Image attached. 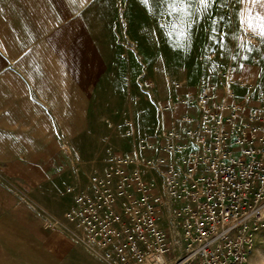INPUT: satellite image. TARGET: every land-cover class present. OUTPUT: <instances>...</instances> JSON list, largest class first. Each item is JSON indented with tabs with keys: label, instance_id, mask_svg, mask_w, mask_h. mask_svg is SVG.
Masks as SVG:
<instances>
[{
	"label": "rangeland",
	"instance_id": "rangeland-1",
	"mask_svg": "<svg viewBox=\"0 0 264 264\" xmlns=\"http://www.w3.org/2000/svg\"><path fill=\"white\" fill-rule=\"evenodd\" d=\"M76 1L68 17L26 21L31 29L24 27V33H34L23 35L30 44L25 57L69 60L71 98L63 101L56 92L55 109L56 119L70 115L74 129L60 139L54 177L0 178V202L5 195L8 205L0 210V264H108L58 221L99 170L107 149L118 154L131 149L126 121L136 135L157 141L160 125L180 129L181 117L194 113L179 98L219 82L226 69L244 83L238 88L242 99L255 110L264 107L259 35L264 4L212 0L205 8L199 0ZM249 9L260 15H249ZM57 50L66 56L56 57ZM143 79L152 81L150 90L142 87ZM159 103L173 107L161 112ZM160 225L173 243L169 259L175 261L184 248L182 229L170 210L160 215ZM250 254L247 264H264V226Z\"/></svg>",
	"mask_w": 264,
	"mask_h": 264
},
{
	"label": "built area",
	"instance_id": "built-area-1",
	"mask_svg": "<svg viewBox=\"0 0 264 264\" xmlns=\"http://www.w3.org/2000/svg\"><path fill=\"white\" fill-rule=\"evenodd\" d=\"M141 85L153 87L150 79ZM243 86L226 69L219 82L179 98L195 112L180 129L160 125L157 141L126 121L131 149H107L58 222L108 264H247L264 226V107L242 99ZM172 107L159 103L161 112ZM165 210L182 229L175 261L160 225Z\"/></svg>",
	"mask_w": 264,
	"mask_h": 264
},
{
	"label": "crops",
	"instance_id": "crops-1",
	"mask_svg": "<svg viewBox=\"0 0 264 264\" xmlns=\"http://www.w3.org/2000/svg\"><path fill=\"white\" fill-rule=\"evenodd\" d=\"M74 1L0 0V178L5 182L44 180L59 173L60 139L74 129L70 115L56 119L55 109L56 92L63 101L71 98L69 60L25 57L30 44H24L23 35L34 34L24 33V27L31 29L26 21L68 17ZM57 51L56 57L66 56ZM6 200L4 195L0 210H7ZM18 203L21 207L23 201Z\"/></svg>",
	"mask_w": 264,
	"mask_h": 264
},
{
	"label": "snow or ice",
	"instance_id": "snow-or-ice-1",
	"mask_svg": "<svg viewBox=\"0 0 264 264\" xmlns=\"http://www.w3.org/2000/svg\"><path fill=\"white\" fill-rule=\"evenodd\" d=\"M212 2V0H199V4L204 6L205 8L209 5V3ZM241 3L247 2L250 5H255V4H264V0H240ZM249 15H260L259 12L253 13L251 9L248 10ZM264 19V17H262ZM243 23V21H241ZM259 35L262 39H264V30H261L259 32Z\"/></svg>",
	"mask_w": 264,
	"mask_h": 264
},
{
	"label": "bare ground",
	"instance_id": "bare-ground-1",
	"mask_svg": "<svg viewBox=\"0 0 264 264\" xmlns=\"http://www.w3.org/2000/svg\"><path fill=\"white\" fill-rule=\"evenodd\" d=\"M257 250H258V249H257ZM257 250H256V251H257ZM252 255H254V254H252ZM248 256H249V258H250L251 254L249 253V255H248ZM252 258H253V257H252ZM250 260H251V259H250Z\"/></svg>",
	"mask_w": 264,
	"mask_h": 264
}]
</instances>
